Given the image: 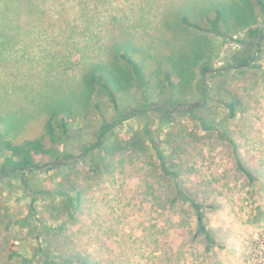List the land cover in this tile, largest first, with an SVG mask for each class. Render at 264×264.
<instances>
[{"label": "rangeland", "instance_id": "1", "mask_svg": "<svg viewBox=\"0 0 264 264\" xmlns=\"http://www.w3.org/2000/svg\"><path fill=\"white\" fill-rule=\"evenodd\" d=\"M250 27L264 34L257 0H0V148L74 114L64 167L0 175V264H264V36L252 67L228 70ZM207 65L205 93L184 90ZM120 112L110 146L137 149L80 157Z\"/></svg>", "mask_w": 264, "mask_h": 264}, {"label": "trees", "instance_id": "2", "mask_svg": "<svg viewBox=\"0 0 264 264\" xmlns=\"http://www.w3.org/2000/svg\"><path fill=\"white\" fill-rule=\"evenodd\" d=\"M259 4L262 6V10L264 12V0H257ZM254 14L253 9L251 10V16ZM222 13L220 10L217 9L216 16L214 19H209L210 22V28L209 32H212L216 35H221L222 32L219 29V23L221 22ZM248 22L244 23L246 25ZM197 28H200V26L197 24ZM263 30L260 28H247V33L245 35V38L243 40H239V42L242 45L241 50L235 52L232 56V64L228 67V70L234 71L236 69L240 68H248L252 67V62L255 61V53L257 52L259 44L257 43L258 40H261L263 38ZM130 63H132L129 60ZM211 65H207L206 67H203L200 69V72L192 76L190 75V78L186 77V80H182L181 83L183 84V88L191 89L195 88L196 90L200 89L203 91V94L206 91L205 86V79L207 75L212 72ZM198 74V75H197ZM189 75V74H188ZM200 75V76H199ZM94 79V77L92 78ZM138 79V78H136ZM144 77H139V86L138 90H143L144 99H148L149 96L147 94V82L144 80ZM93 81V80H92ZM100 84L102 88L107 91L109 97L115 103V109L116 111H119V106L117 104V96L115 92L111 89V87L105 83L104 78L100 76L99 78ZM187 81L188 85H184ZM238 101H234L229 103V107L232 110V116H234L235 111L237 109ZM196 106V105H193ZM192 106V107H193ZM155 107V105H153ZM74 116L73 111L69 108H61L59 110L54 111L47 122L44 125V132L43 134L35 137L26 139L20 143H10V142H4L3 146L0 148V152L2 151H8L10 153L9 156H6L3 163L0 164V175L2 173L4 174H18L20 178L22 179V182L24 184L27 183V174L32 173L33 171H39L43 170L45 172H50L54 169H58L61 167H64L65 164H57V161H59L60 158H64L66 160H70L73 158L71 154H68L66 151H63L68 143L70 142L72 136H73V127L71 126L70 120ZM131 116H128L124 112L119 113V118L113 120L112 122H108L107 120H104L101 127L98 130V134L96 137V141L94 143H91L89 146L80 148L79 150V156L85 159L90 153H93L94 151H98L100 154L108 155L115 152L117 149H123L125 151L131 150V149H137V140L134 138L129 139L124 145V148L120 146V144L110 146L109 143V137L112 135L113 130L116 129L120 124L130 119ZM205 125V124H204ZM209 128V127H208ZM206 128V129H208ZM2 135V131L0 129V136ZM150 143L153 148L157 150L158 158L161 161V168L163 171L173 177H176V173L172 172L167 169V165L165 163V155L164 152H162L158 145L155 143L154 139L150 136ZM133 151V150H132ZM67 166V165H66ZM240 168L245 171V173L251 177V174L246 171L243 166L240 164ZM58 185V188L55 189V194L62 195L64 197H68V204L72 205L74 207V211L76 206L80 202V195L78 194L76 198L68 196L67 192L64 190H61L62 188V179H56ZM193 206V208L197 212V218L199 223V229L200 231L207 234L208 238L210 239L209 232L205 230L204 226V215L201 212V206L198 205L196 202L191 201L190 202ZM68 264H71L69 261Z\"/></svg>", "mask_w": 264, "mask_h": 264}]
</instances>
